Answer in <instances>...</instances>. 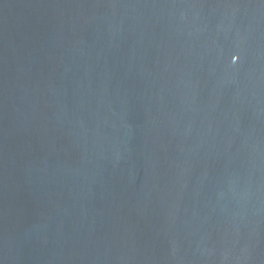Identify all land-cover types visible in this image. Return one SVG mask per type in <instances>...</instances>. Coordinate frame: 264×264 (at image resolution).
Wrapping results in <instances>:
<instances>
[{
  "label": "water",
  "instance_id": "95a60500",
  "mask_svg": "<svg viewBox=\"0 0 264 264\" xmlns=\"http://www.w3.org/2000/svg\"><path fill=\"white\" fill-rule=\"evenodd\" d=\"M0 264H264V0H0Z\"/></svg>",
  "mask_w": 264,
  "mask_h": 264
}]
</instances>
